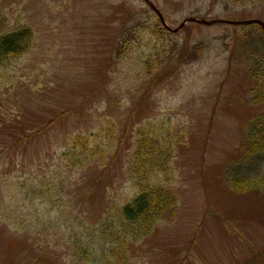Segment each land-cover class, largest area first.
<instances>
[{
  "label": "rangeland",
  "instance_id": "obj_1",
  "mask_svg": "<svg viewBox=\"0 0 264 264\" xmlns=\"http://www.w3.org/2000/svg\"><path fill=\"white\" fill-rule=\"evenodd\" d=\"M150 1L182 26L165 28L147 0H0V35L35 32L0 70V264H100L75 245L134 196L130 154L151 121L183 137L179 203L132 244L131 264H264V192L226 184L236 166L264 174L245 144L264 113L252 100L264 30L186 21H264V0ZM76 135L94 148L65 158Z\"/></svg>",
  "mask_w": 264,
  "mask_h": 264
},
{
  "label": "trees",
  "instance_id": "obj_2",
  "mask_svg": "<svg viewBox=\"0 0 264 264\" xmlns=\"http://www.w3.org/2000/svg\"><path fill=\"white\" fill-rule=\"evenodd\" d=\"M34 42V29L27 24H20L1 34L0 70L31 51ZM252 73L257 80L252 100L254 104L257 103L256 99L264 103V57L256 64ZM78 136L73 137L71 147L64 152L65 158L71 157L74 152H80V145L94 148L90 138L88 144H83L78 141ZM179 138L182 140L183 137L174 132L167 121H151L139 127L128 166L136 192L131 199L113 202L108 207L99 222L92 226L89 241L82 239L75 245L77 255L79 247L87 242L89 252L85 255V260L94 257L100 264H131L132 244L142 242L165 213L178 206V198L169 188V182L175 175V152L181 142ZM245 140L249 160L263 162L264 113L251 118L246 127ZM245 171L241 172L240 166L229 171L227 187L238 192L254 189L264 192V174L256 173V176H251Z\"/></svg>",
  "mask_w": 264,
  "mask_h": 264
},
{
  "label": "water",
  "instance_id": "obj_3",
  "mask_svg": "<svg viewBox=\"0 0 264 264\" xmlns=\"http://www.w3.org/2000/svg\"><path fill=\"white\" fill-rule=\"evenodd\" d=\"M149 5L152 7V9L158 14V16L160 17V20L162 21V23L164 24V26L166 28H168L170 31H177L181 26H179L178 28L176 29H173V28H170L166 21H165V18L163 16V14L161 13V11L150 1V0H147ZM189 20H196L200 23H208V24H214V23H219V22H222V23H229V24H259L262 26L263 30H264V21L261 20V19H252V20H225V19H215V20H207V19H198V18H193V17H190V18H187L186 21H189Z\"/></svg>",
  "mask_w": 264,
  "mask_h": 264
}]
</instances>
